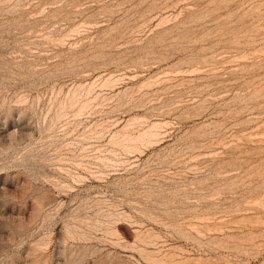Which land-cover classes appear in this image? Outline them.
Returning <instances> with one entry per match:
<instances>
[{
  "label": "rangeland",
  "instance_id": "rangeland-1",
  "mask_svg": "<svg viewBox=\"0 0 264 264\" xmlns=\"http://www.w3.org/2000/svg\"><path fill=\"white\" fill-rule=\"evenodd\" d=\"M0 264H264V0H0Z\"/></svg>",
  "mask_w": 264,
  "mask_h": 264
}]
</instances>
